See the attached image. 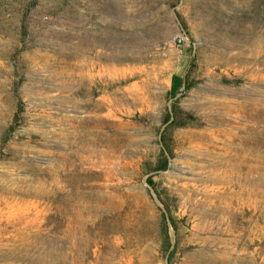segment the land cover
Instances as JSON below:
<instances>
[{
  "label": "rangeland",
  "instance_id": "rangeland-1",
  "mask_svg": "<svg viewBox=\"0 0 264 264\" xmlns=\"http://www.w3.org/2000/svg\"><path fill=\"white\" fill-rule=\"evenodd\" d=\"M80 144L130 145L126 169ZM187 145L236 155L232 204ZM0 264H264V0H0Z\"/></svg>",
  "mask_w": 264,
  "mask_h": 264
},
{
  "label": "bare ground",
  "instance_id": "bare-ground-1",
  "mask_svg": "<svg viewBox=\"0 0 264 264\" xmlns=\"http://www.w3.org/2000/svg\"><path fill=\"white\" fill-rule=\"evenodd\" d=\"M105 69L107 67H104ZM103 68V69H104ZM104 71V70H103ZM108 71V70H107ZM112 71V70H111ZM105 72V71H104ZM107 73V72H106ZM110 73V71H109ZM82 74V73H81ZM108 74V73H107ZM83 76V75H82ZM109 81V80H108ZM111 83V82H110ZM112 91V90H111ZM107 93V92H106ZM109 95V94H108ZM113 97V96H112ZM111 99V97H110ZM105 100V99H104ZM113 102V101H112ZM109 103V102H108ZM122 103V102H121ZM120 103V105H121ZM110 105V104H109ZM112 105V104H111ZM114 105V104H113ZM118 105V104H117ZM115 106V105H114ZM108 107V106H107ZM111 109V108H110ZM116 109V108H115ZM117 111V110H116ZM105 112V111H104ZM103 112V113H104ZM98 113V112H97ZM95 115V114H94ZM97 115V114H96ZM101 115V114H100ZM99 115V116H100ZM98 116V115H97ZM107 119V118H106ZM118 120V119H117ZM81 125V124H80ZM130 145H126V144H80L79 146H77V148L81 149V150H88L90 151V153H92L93 157L95 158L96 161L98 162H102L104 163V165L106 166V171L107 174L111 173V169H112V165L116 168V169H126L127 167V163H128V154H123L122 148H127ZM182 146V145H181ZM189 146L188 151L191 153H195V154H199V155H206L210 156L211 159V164L208 166V170H207V175L203 176L202 178H199L198 180H202V181H206L207 179H209L210 181L212 180L213 182H215L216 184L219 183L220 186H216L215 184L211 187L210 190H212V193L209 194L208 188L207 186H204L202 188H204L202 195L204 196V198L206 199V197L213 196V199L209 202L214 205H216L219 202V199L221 197V199L223 198V196L225 197V201L224 199L220 201H222V203L224 204H229L231 203V201L233 200V196L232 194L229 196L227 194L223 195L226 191V189L222 186V184H224L227 181H231L232 186L236 185L237 181H236V176H235V171H234V167L231 166L229 168V171L226 172V169H222V170H218L219 166H224V165H229V164H233L234 162H231V159H234V155L229 156V152L227 149L221 148L224 150V152H219L216 149L218 148L217 145H187ZM186 146V147H187ZM182 148V147H181ZM229 157H228V156ZM236 156V155H235ZM81 161H91L90 156H81L79 157ZM77 162V161H76ZM101 163V164H102ZM218 165V167H217ZM110 166V167H108ZM197 166V165H196ZM220 169V168H219ZM184 187H187V184L184 185ZM194 189H197V187H195L193 185ZM220 190V191H219ZM231 192V191H230ZM95 201L100 202L102 201L104 198L101 197L100 195H94L93 196ZM208 198V199H209ZM215 198V199H214ZM200 200V199H199ZM91 202V201H90ZM192 199L190 197V194H187L185 200L183 201V205L185 206L184 210H188L189 205H191ZM208 202V203H209ZM221 203V202H220ZM232 204V203H231ZM219 205V204H218ZM221 205V204H220ZM208 206V205H207ZM226 206V205H224ZM223 207V205H222ZM231 207V206H230ZM229 207V208H230ZM219 208V207H218ZM226 208V207H225ZM232 208V207H231ZM221 209V208H220ZM219 209V210H220ZM224 209V208H223ZM220 210L221 212H225L224 210ZM73 210V209H72ZM233 210V209H232ZM78 211V209H77ZM75 210H73V214L71 215V217H67L69 220H74L77 221L78 220V212ZM81 211V210H80ZM230 211V210H229ZM228 211V212H229ZM203 212V213H201ZM234 212V210H233ZM182 213V212H181ZM226 213V212H225ZM69 214V213H68ZM190 216L193 220V223L191 225L190 230L194 231L196 234L192 236V238H198L201 241H206L209 240L210 238L205 234L206 232L210 231L209 225H212V223L207 224V215H205L206 213L204 212V210H193L192 208L190 209ZM228 214V213H227ZM65 215V214H64ZM81 216V215H80ZM216 215L210 216V217H215ZM228 216V215H227ZM82 217V216H81ZM229 222H228V229L235 233L236 231V225L237 223L234 222V218L235 213H230L229 214ZM227 217V218H228ZM220 219H223V216H218V218L216 217V221L219 223ZM68 220V221H69ZM81 220V219H80ZM82 222V221H81ZM113 222V221H112ZM68 223V222H67ZM94 223V222H92ZM221 223V222H220ZM79 225V224H78ZM113 225V224H112ZM68 226V225H67ZM69 227V226H68ZM75 231V230H73ZM113 231V229H112ZM192 234V233H191ZM233 235V234H232ZM236 233L233 235V237H235ZM86 239V238H85ZM237 239V238H236ZM88 241V240H86ZM237 241V240H236ZM234 242V240H233ZM88 246V245H87ZM81 262V261H80Z\"/></svg>",
  "mask_w": 264,
  "mask_h": 264
},
{
  "label": "trees",
  "instance_id": "trees-1",
  "mask_svg": "<svg viewBox=\"0 0 264 264\" xmlns=\"http://www.w3.org/2000/svg\"><path fill=\"white\" fill-rule=\"evenodd\" d=\"M194 83H195L194 79L188 78L187 73H186L184 76V88L188 89ZM180 119H181L180 110L176 108L175 106H172L171 110L166 112V114L164 115V122H167V123L161 132V141L165 146H168L167 140H166L165 128L185 125L186 122H183V120H180ZM168 155H170V153L167 150L162 153V156L158 158L157 163L154 166L155 169H165L168 166ZM147 181L151 185L154 184L151 178H148Z\"/></svg>",
  "mask_w": 264,
  "mask_h": 264
},
{
  "label": "built area",
  "instance_id": "built-area-1",
  "mask_svg": "<svg viewBox=\"0 0 264 264\" xmlns=\"http://www.w3.org/2000/svg\"><path fill=\"white\" fill-rule=\"evenodd\" d=\"M181 40V38H178V41H180Z\"/></svg>",
  "mask_w": 264,
  "mask_h": 264
}]
</instances>
